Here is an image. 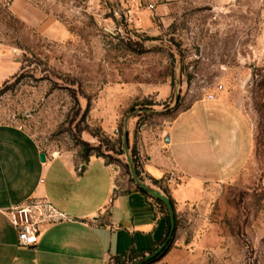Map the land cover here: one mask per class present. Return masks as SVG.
Wrapping results in <instances>:
<instances>
[{
    "label": "rangeland",
    "instance_id": "obj_1",
    "mask_svg": "<svg viewBox=\"0 0 264 264\" xmlns=\"http://www.w3.org/2000/svg\"><path fill=\"white\" fill-rule=\"evenodd\" d=\"M205 100L243 114L249 158L174 205V236L145 264H264V0H0V125L53 155L100 156L119 191L138 189L128 157L168 190L145 170L154 141Z\"/></svg>",
    "mask_w": 264,
    "mask_h": 264
},
{
    "label": "crops",
    "instance_id": "obj_2",
    "mask_svg": "<svg viewBox=\"0 0 264 264\" xmlns=\"http://www.w3.org/2000/svg\"><path fill=\"white\" fill-rule=\"evenodd\" d=\"M153 148L145 170L152 180L167 179L168 190L151 188L180 209L205 200L211 184L243 167L251 148L249 126L225 100L200 101L178 115L165 129V142L154 141ZM33 200L50 203L63 219L44 228L36 246L20 247L8 212ZM168 219L138 189L117 190L116 172L103 158L83 163L53 155L21 128L0 125V264L138 262L166 241Z\"/></svg>",
    "mask_w": 264,
    "mask_h": 264
},
{
    "label": "built area",
    "instance_id": "obj_3",
    "mask_svg": "<svg viewBox=\"0 0 264 264\" xmlns=\"http://www.w3.org/2000/svg\"><path fill=\"white\" fill-rule=\"evenodd\" d=\"M8 215L17 232L20 247L36 246L44 228L63 219L50 203L43 200H33L29 204L15 207ZM109 264L117 262L111 259Z\"/></svg>",
    "mask_w": 264,
    "mask_h": 264
},
{
    "label": "water",
    "instance_id": "obj_4",
    "mask_svg": "<svg viewBox=\"0 0 264 264\" xmlns=\"http://www.w3.org/2000/svg\"><path fill=\"white\" fill-rule=\"evenodd\" d=\"M125 148H126V151L128 153L129 151V129L128 127H126V130H125ZM166 142L169 143V138L166 139ZM40 160L41 162H45L46 161V156L44 153H41L40 154ZM128 160H129V163L131 164V169H132V173H133V178L137 184V186L143 190L144 192H146L151 198L153 199H156V200H160L163 202V204L165 205V208L168 212V216H169V219H170V226H171V231H170V234H169V237L167 238L165 244L163 246H161L159 248V250L151 255V256H148L144 261L142 262H139V263H136V264H145L149 261H151L152 259L156 258L159 254H161L163 252V250L165 249V247L168 245V243L171 241V239L173 238L174 236V233L176 231V219H175V210H174V206L173 204L171 203V200L168 196L162 194L160 191L154 189V188H151L149 186H147L145 183H143L137 176V173H136V170H135V167L134 165L131 163V159L128 157Z\"/></svg>",
    "mask_w": 264,
    "mask_h": 264
},
{
    "label": "trees",
    "instance_id": "obj_5",
    "mask_svg": "<svg viewBox=\"0 0 264 264\" xmlns=\"http://www.w3.org/2000/svg\"><path fill=\"white\" fill-rule=\"evenodd\" d=\"M98 157H100V156H98ZM135 157H136V155H135ZM89 160H90L89 155H87V156L84 157V163L89 162ZM133 165H135L134 167H136V158H135V160H133ZM154 183L157 184L158 181L154 180ZM138 190L141 191L142 193H144L145 195H147L149 198H151L146 192H144L143 190H141L139 187H138ZM152 199H153V198H152ZM154 200H155V202H156L157 204H159L160 206H165V205L163 204L162 201H160V200H156V199H154ZM170 200H171V199H170ZM171 203H172L173 206H174V203H173L172 200H171ZM168 220H169V219H168ZM170 230H171V226H170V222H169V231H168V234H167V238L169 237ZM116 262H117V264H131V263H132V260H130V261L124 260V261H122V262L119 261V260H116Z\"/></svg>",
    "mask_w": 264,
    "mask_h": 264
}]
</instances>
